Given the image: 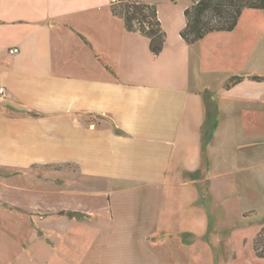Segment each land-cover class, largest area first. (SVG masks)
<instances>
[{
  "label": "crops",
  "instance_id": "obj_1",
  "mask_svg": "<svg viewBox=\"0 0 264 264\" xmlns=\"http://www.w3.org/2000/svg\"><path fill=\"white\" fill-rule=\"evenodd\" d=\"M111 1L0 0V264H178L147 246L163 219V191L212 186L224 121L264 137V101H221L211 81L190 84L183 49L194 43L180 34L185 20L173 28L175 42L157 6L168 36L155 56L149 37L128 31ZM12 46L20 51L9 53ZM199 61L208 72L210 62ZM181 64L186 82L174 72ZM214 105L206 163L203 129L213 125ZM234 179L256 190L264 169L240 168ZM180 196L184 211L201 197ZM192 225L181 232L188 246ZM122 246L125 254L106 260V250Z\"/></svg>",
  "mask_w": 264,
  "mask_h": 264
},
{
  "label": "rangeland",
  "instance_id": "obj_2",
  "mask_svg": "<svg viewBox=\"0 0 264 264\" xmlns=\"http://www.w3.org/2000/svg\"><path fill=\"white\" fill-rule=\"evenodd\" d=\"M142 1L154 3L161 9L165 24L171 29L173 40L178 42L179 32L174 31L173 28H177L184 20L186 21L185 8L198 0ZM263 45L264 10L247 8L233 31L211 32L207 38L183 49L191 57V62L188 63L192 70L190 84L195 86V80L198 83L211 81L212 89L215 94H219L221 101L224 97L232 99L233 96L234 98L237 96L258 97L260 101H264V81H255L250 77L254 74L264 75V60L254 57L257 51L264 53ZM199 57L203 58V62L205 59L210 62L207 65L210 74L205 70V65H200ZM185 70L184 64L178 66L176 71L174 69L184 82H186ZM233 70L238 71L234 75H243L246 77L244 80L247 81L240 86L239 91L236 89L233 93L232 90L233 94L224 96L222 92L227 88L224 87V80L230 77ZM0 100L3 101L1 98ZM237 104L240 105V103ZM234 109V112H238L240 107ZM217 112L218 108L214 105L212 107L213 125L209 126V130L203 129V145L212 138L213 131L216 129ZM224 122L223 138L215 139L213 144L212 157L215 164L211 173L212 186L207 182L205 185L202 184L203 187L198 186V190L194 185L192 187L171 186L162 193L163 203L160 211L163 219L157 227V232L155 230L152 232L147 246L155 248L159 252V259L165 262L264 264V258L256 254L254 247L255 238L264 230V186H262L264 183L262 187L250 190L235 179L233 180L240 168L261 167L264 169V137L260 135L261 138H259V134L250 137L244 133L243 128L238 130L235 126L232 127L229 121ZM203 150L204 161L207 163L208 156L204 147ZM245 150L249 151L244 152ZM66 168L71 171L77 170L73 165H67ZM180 195L187 199H193L199 195L201 197L199 202L196 201L195 206L192 204L190 211H184L181 206L184 201L181 200ZM175 213L179 214V217H176ZM165 214H167L166 218H164ZM191 223L195 225L191 227L195 230L196 237L194 243L188 246L183 241L181 232L184 229L183 226ZM185 240L188 241V239ZM126 250L127 248L123 246L109 248L104 253L107 254L105 258L109 260L116 255L121 256Z\"/></svg>",
  "mask_w": 264,
  "mask_h": 264
},
{
  "label": "trees",
  "instance_id": "obj_3",
  "mask_svg": "<svg viewBox=\"0 0 264 264\" xmlns=\"http://www.w3.org/2000/svg\"><path fill=\"white\" fill-rule=\"evenodd\" d=\"M247 8L264 10V0H198L185 8L186 25L181 29L182 38L188 43H196L211 32L233 31ZM111 10L123 19L128 31L140 32L149 37L150 50L159 56L167 41V31L162 26L157 5L142 0H112ZM112 70L109 66H107ZM252 80L264 81V75L254 74ZM246 77L233 75L226 83L227 88L242 82ZM206 148V145L203 146ZM190 176H202L199 169ZM74 214V212H70ZM256 254L264 258V230L254 240Z\"/></svg>",
  "mask_w": 264,
  "mask_h": 264
},
{
  "label": "built area",
  "instance_id": "obj_4",
  "mask_svg": "<svg viewBox=\"0 0 264 264\" xmlns=\"http://www.w3.org/2000/svg\"><path fill=\"white\" fill-rule=\"evenodd\" d=\"M20 51V48L18 46H12L8 49V52L11 54H16ZM6 90L4 87H0V98L4 96Z\"/></svg>",
  "mask_w": 264,
  "mask_h": 264
}]
</instances>
